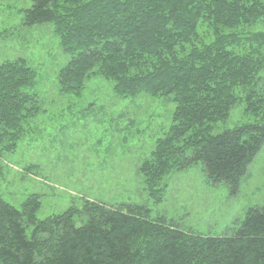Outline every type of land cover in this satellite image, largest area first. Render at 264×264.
Listing matches in <instances>:
<instances>
[{
    "label": "trees",
    "instance_id": "16d2710c",
    "mask_svg": "<svg viewBox=\"0 0 264 264\" xmlns=\"http://www.w3.org/2000/svg\"><path fill=\"white\" fill-rule=\"evenodd\" d=\"M24 23L53 24L71 56L58 74L62 94L80 97L100 76L122 98H172L169 131L139 167L155 204L168 176L196 164L210 185L239 192L264 147V0H34ZM37 77L26 59L0 64L2 151L16 150L40 112L27 92ZM240 107L246 122L218 130ZM40 208L39 195L20 209L0 199V264H264V208L221 236L135 203L84 200L44 220Z\"/></svg>",
    "mask_w": 264,
    "mask_h": 264
},
{
    "label": "rangeland",
    "instance_id": "374dc122",
    "mask_svg": "<svg viewBox=\"0 0 264 264\" xmlns=\"http://www.w3.org/2000/svg\"><path fill=\"white\" fill-rule=\"evenodd\" d=\"M34 0H0V64L26 59L38 77L27 92L39 95L40 112L25 124L14 151L0 147V199L20 209L31 195L41 197L39 220L81 207L84 200L147 205L152 218L165 217L185 231L221 236L264 208V147L241 181L239 192L210 185L203 166L176 170L165 181L166 197L155 204L139 172L172 124L170 97L148 94L122 98L114 83L94 76L80 97L62 94L58 74L71 60L53 24L28 27ZM236 108L218 130L246 122ZM37 167L28 174L25 169Z\"/></svg>",
    "mask_w": 264,
    "mask_h": 264
}]
</instances>
